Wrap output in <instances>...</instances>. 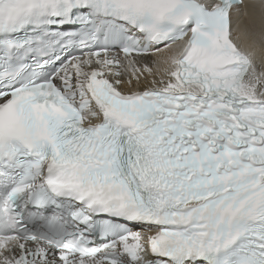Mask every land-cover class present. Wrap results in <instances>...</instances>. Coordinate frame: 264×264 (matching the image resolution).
<instances>
[{
	"label": "snow or ice",
	"instance_id": "obj_1",
	"mask_svg": "<svg viewBox=\"0 0 264 264\" xmlns=\"http://www.w3.org/2000/svg\"><path fill=\"white\" fill-rule=\"evenodd\" d=\"M242 7L0 0V264H264V0Z\"/></svg>",
	"mask_w": 264,
	"mask_h": 264
},
{
	"label": "bare ground",
	"instance_id": "obj_2",
	"mask_svg": "<svg viewBox=\"0 0 264 264\" xmlns=\"http://www.w3.org/2000/svg\"><path fill=\"white\" fill-rule=\"evenodd\" d=\"M259 3H260V0H247L246 2H244L243 5L245 7L241 8V13H240L239 18H237L234 15V22H235L234 26H235V24L237 22H239L241 27H243L248 22V18L243 15V12L245 11V8H247V10L249 12L255 11V15L257 16V18H259V9L257 8L255 10H253L251 8V5L259 4ZM255 68H256L257 76H260L262 79H264V76H261V73H264V50H258L257 51V56H256V61H255Z\"/></svg>",
	"mask_w": 264,
	"mask_h": 264
}]
</instances>
